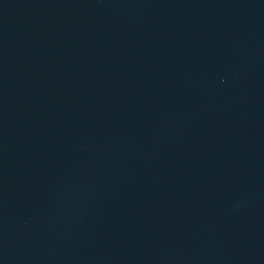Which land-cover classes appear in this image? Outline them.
Listing matches in <instances>:
<instances>
[{
  "label": "water",
  "instance_id": "1",
  "mask_svg": "<svg viewBox=\"0 0 264 264\" xmlns=\"http://www.w3.org/2000/svg\"><path fill=\"white\" fill-rule=\"evenodd\" d=\"M0 264H264V0H0Z\"/></svg>",
  "mask_w": 264,
  "mask_h": 264
}]
</instances>
